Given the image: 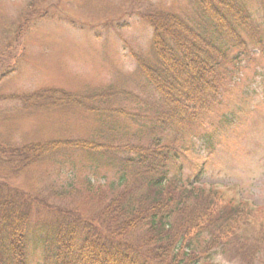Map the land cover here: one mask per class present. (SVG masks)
<instances>
[{
    "label": "trees",
    "instance_id": "16d2710c",
    "mask_svg": "<svg viewBox=\"0 0 264 264\" xmlns=\"http://www.w3.org/2000/svg\"><path fill=\"white\" fill-rule=\"evenodd\" d=\"M190 1L196 13L154 12L144 19L152 31L150 54L136 56V67L162 105L156 117L95 110L94 103L111 98L108 90L74 95L47 89L5 98L28 112L102 113L98 140L24 144L12 150L17 160L11 163L24 170L55 159L58 167H75L67 160L79 155L90 171L113 170L115 180L95 190L88 211L44 205L34 192L0 183V264H33L36 253L35 264H211L228 251L243 264H264V219L253 220L252 210L230 200L218 209L221 193L178 175L186 153L179 139L210 126L231 71L253 54L244 36L264 54V28L248 0ZM257 1L264 27V0ZM205 143L213 149L212 139ZM39 206L47 215L33 225Z\"/></svg>",
    "mask_w": 264,
    "mask_h": 264
},
{
    "label": "rangeland",
    "instance_id": "374dc122",
    "mask_svg": "<svg viewBox=\"0 0 264 264\" xmlns=\"http://www.w3.org/2000/svg\"><path fill=\"white\" fill-rule=\"evenodd\" d=\"M247 2L263 31L259 2ZM154 12L196 13L190 0H0V183L34 192L44 205L92 208L95 190L115 180L113 170L90 171L79 155L66 159L75 167L65 162L58 167L49 159L21 170L10 153L30 143L98 140L96 121L102 113L28 112L5 98L47 89L74 95L108 90L111 98L94 103L95 110L119 108L154 118L162 105L136 67V56L150 54L152 31L144 19ZM243 39L253 54L231 71L233 80L210 126L198 137L179 139L178 148L186 153L178 160V175L197 188L221 193L218 209L226 200L245 204L259 221L264 219V54L248 36ZM207 138L214 142L210 151ZM45 215L39 206L33 225ZM232 258L228 251L211 264H243Z\"/></svg>",
    "mask_w": 264,
    "mask_h": 264
}]
</instances>
